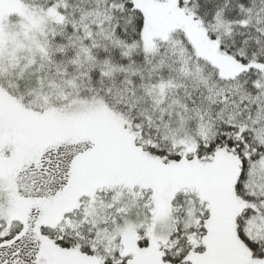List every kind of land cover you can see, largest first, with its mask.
Segmentation results:
<instances>
[{
	"label": "snow or ice",
	"instance_id": "snow-or-ice-1",
	"mask_svg": "<svg viewBox=\"0 0 264 264\" xmlns=\"http://www.w3.org/2000/svg\"><path fill=\"white\" fill-rule=\"evenodd\" d=\"M0 264H264V0H0Z\"/></svg>",
	"mask_w": 264,
	"mask_h": 264
}]
</instances>
